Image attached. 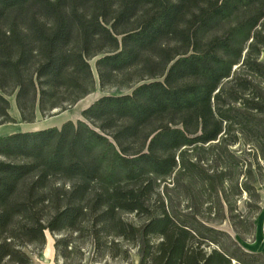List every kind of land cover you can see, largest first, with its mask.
<instances>
[{"label": "trees", "instance_id": "16d2710c", "mask_svg": "<svg viewBox=\"0 0 264 264\" xmlns=\"http://www.w3.org/2000/svg\"><path fill=\"white\" fill-rule=\"evenodd\" d=\"M263 51L264 0H0V126L17 123L10 98L34 124L107 94L0 137V264H34L47 232L65 264L86 243L100 260L264 264L168 193L224 199L233 219L230 195L259 202L230 148L250 146L264 180Z\"/></svg>", "mask_w": 264, "mask_h": 264}, {"label": "rangeland", "instance_id": "374dc122", "mask_svg": "<svg viewBox=\"0 0 264 264\" xmlns=\"http://www.w3.org/2000/svg\"><path fill=\"white\" fill-rule=\"evenodd\" d=\"M261 57L264 61V51ZM95 62V60L92 61L91 65L96 73ZM111 92L114 93L115 91ZM105 95L107 94L98 87L97 90L91 94L94 99L89 105H82V101H80L76 106L65 112L56 110L45 118L38 114L37 122L34 124L22 123L20 113L15 104V99L10 98V114L17 123L0 126V137L17 132L44 130L52 127L60 128L67 121H77L81 119L83 110ZM230 151L240 160L253 162L255 184H251L255 186V190L260 196L259 202H255V198H250L246 193L242 195H230L229 199L234 204L233 215L236 217L235 219L232 218L230 208L224 199L218 201L215 196L209 197L208 194H204L203 196L199 195L198 189H194L188 185H184L183 188H177L176 191H173V179L169 181L171 183L168 184V193L172 198L173 207L176 209L183 212H189L192 209L194 211L197 210L205 221H210L208 222L209 225L230 234L246 252L264 253V180L261 179L258 173L255 160L251 156H248V153L252 151L250 146L241 143L235 147H231ZM260 164L264 174V162ZM244 170L245 168L243 167V172ZM237 177V182L240 186L248 181L244 173H239ZM256 206H259V209H257ZM128 218L132 219L133 216H129ZM46 238V245L40 253L32 254L29 249L27 250L34 264H65L55 249L56 237L47 232ZM82 249L84 255L82 257H73L69 261V264H139L137 250L133 248L130 249L131 255L129 260L113 259L110 257H105L103 260L97 259L94 257V246L90 243L84 244ZM234 264H236V262Z\"/></svg>", "mask_w": 264, "mask_h": 264}, {"label": "bare ground", "instance_id": "6f19581e", "mask_svg": "<svg viewBox=\"0 0 264 264\" xmlns=\"http://www.w3.org/2000/svg\"><path fill=\"white\" fill-rule=\"evenodd\" d=\"M94 99V97L93 96H88V97H86L84 100H82V105H89L90 104V102H92V100ZM17 110V109H16ZM264 227V226H263Z\"/></svg>", "mask_w": 264, "mask_h": 264}, {"label": "crops", "instance_id": "0c3cea01", "mask_svg": "<svg viewBox=\"0 0 264 264\" xmlns=\"http://www.w3.org/2000/svg\"><path fill=\"white\" fill-rule=\"evenodd\" d=\"M35 131H39V130H35ZM25 132H30V131H25Z\"/></svg>", "mask_w": 264, "mask_h": 264}]
</instances>
